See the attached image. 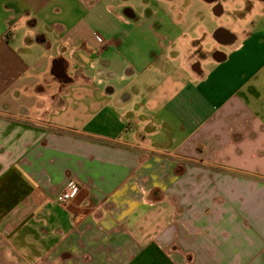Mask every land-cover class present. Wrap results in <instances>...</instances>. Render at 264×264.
<instances>
[{
    "label": "crops",
    "instance_id": "obj_1",
    "mask_svg": "<svg viewBox=\"0 0 264 264\" xmlns=\"http://www.w3.org/2000/svg\"><path fill=\"white\" fill-rule=\"evenodd\" d=\"M175 3L0 0V264H264V0Z\"/></svg>",
    "mask_w": 264,
    "mask_h": 264
},
{
    "label": "rangeland",
    "instance_id": "obj_2",
    "mask_svg": "<svg viewBox=\"0 0 264 264\" xmlns=\"http://www.w3.org/2000/svg\"><path fill=\"white\" fill-rule=\"evenodd\" d=\"M130 6H140L142 3L152 5L154 0H121ZM210 1V2H209ZM217 4L212 0H176L175 8L180 22H185V28L194 29L199 22H216L212 12L213 6H218L223 13L226 12L227 6L223 5V1L218 0ZM141 7V6H140ZM236 10H243L244 6L236 5ZM214 19V20H213ZM214 23H211V25Z\"/></svg>",
    "mask_w": 264,
    "mask_h": 264
},
{
    "label": "built area",
    "instance_id": "obj_3",
    "mask_svg": "<svg viewBox=\"0 0 264 264\" xmlns=\"http://www.w3.org/2000/svg\"><path fill=\"white\" fill-rule=\"evenodd\" d=\"M98 41H101L98 38ZM79 194V188L75 184L67 186L60 194L56 196V202L60 205H66L75 199Z\"/></svg>",
    "mask_w": 264,
    "mask_h": 264
},
{
    "label": "water",
    "instance_id": "obj_4",
    "mask_svg": "<svg viewBox=\"0 0 264 264\" xmlns=\"http://www.w3.org/2000/svg\"><path fill=\"white\" fill-rule=\"evenodd\" d=\"M57 75H59V74H57Z\"/></svg>",
    "mask_w": 264,
    "mask_h": 264
}]
</instances>
